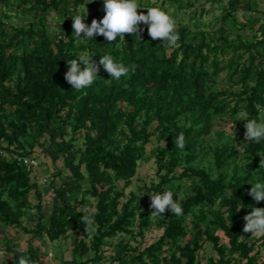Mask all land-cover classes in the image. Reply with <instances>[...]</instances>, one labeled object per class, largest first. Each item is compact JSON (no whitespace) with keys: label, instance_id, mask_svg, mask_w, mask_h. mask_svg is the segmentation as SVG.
Listing matches in <instances>:
<instances>
[{"label":"trees","instance_id":"obj_1","mask_svg":"<svg viewBox=\"0 0 264 264\" xmlns=\"http://www.w3.org/2000/svg\"><path fill=\"white\" fill-rule=\"evenodd\" d=\"M17 1L19 7L25 6L23 9L33 16L50 8L60 12L59 5L76 10L85 2ZM229 8L254 11L248 2L239 0H230ZM69 27L66 22L61 25L64 30ZM178 33L177 47L167 54L163 41H154L148 35L147 26L143 28L142 40L124 34V39L118 36L108 43L103 36L76 41L68 32L62 31L52 39L43 26L35 23L13 28L8 33L0 21V140L6 143L8 153L30 156L31 151L41 145L40 139L48 135L53 142L46 151L52 161L65 155L64 165L74 181L56 190L57 202L47 223L42 222L45 217L40 214L28 233L35 238L45 235L56 241L68 232H75V251L80 256L93 252V257L73 264L101 263L104 256L100 249L104 239L118 232H128L126 225L132 219L133 211L130 201L120 203L122 192L116 189L115 181H124L126 185L131 182L144 155L143 148L154 134L158 133L166 142V146L156 153L158 170L165 171L162 177L165 182L179 165L196 162L204 141L214 130L213 116L231 110L247 112L249 119L264 118V56L259 53L264 39H233L221 29L218 41L211 39L208 42L204 33H191L183 26ZM106 54L125 66L136 65L135 70L118 81H108L110 75L100 66L97 81L80 91L72 89L65 81L69 60L80 55H93L91 59L99 64L101 56ZM228 54H231L228 61L220 59ZM244 54L248 55V65L240 63ZM223 71H227L230 78L236 77L234 82L240 86L233 105L227 100L225 90L214 88L216 78ZM67 126L77 132L86 131L83 150L74 151L69 142L62 140L67 134ZM181 132L186 138L183 151L174 144V137ZM56 138L62 141H56ZM247 142L246 149L259 166V151H264V140ZM226 152V148L216 149L214 156L218 168L224 166ZM82 165L86 175L81 172ZM190 169L193 175L200 177V186L194 195L180 202L179 190L168 189L182 205L184 214L177 217L166 210L168 223L159 240L132 255L130 261L120 259V264L145 259L150 264H197L199 235L203 232L198 231L181 243L187 235L184 220L191 215L192 229L197 230L207 218L203 207L216 205L217 209L211 212L212 222L224 233L228 251L246 260L243 264L256 263V256L250 255L251 247L240 240L244 234L243 217L252 206L264 207V201L257 203L247 195L251 188L249 178L235 169L226 183L225 173L211 179L195 168ZM30 174L31 170L18 160L0 156V214L6 224H18L24 215L32 188ZM82 181L87 183L86 187ZM164 191L166 189L162 187L160 193ZM80 192L96 202L95 211L89 213L94 214L95 220V231L91 233L85 232L81 221L84 214L75 206L79 203ZM199 206L201 211L193 213ZM204 234L224 261L226 248L220 245V237L209 231ZM89 238L91 241H87ZM167 245L177 252L161 260L157 252ZM28 256L39 264L31 251Z\"/></svg>","mask_w":264,"mask_h":264},{"label":"rangeland","instance_id":"obj_2","mask_svg":"<svg viewBox=\"0 0 264 264\" xmlns=\"http://www.w3.org/2000/svg\"><path fill=\"white\" fill-rule=\"evenodd\" d=\"M229 1L139 0V3L145 7H160L176 21L177 31L183 26L191 33H204L208 42L211 39H215L217 42L221 29L225 31V35H229L233 39L238 37L246 41L264 39V0H239L250 4L254 11L249 12L243 9L233 10L229 8ZM24 7L22 5L19 7L17 0L0 1V21L4 23L6 32L9 33L13 28L28 27L30 23H35L43 26L52 39L58 37L62 31L63 33L68 32L76 41H81L73 36L71 16L79 13L85 16L84 23L91 25L93 19L100 20L105 15L103 0H85L84 4L76 10H73L72 7L66 9L63 5H59L60 12L50 8L38 16H33L31 12L24 10ZM28 8L29 6L26 5V9ZM137 11L138 14L140 12L147 14V9H138ZM64 22L70 25L69 28H65L66 30L61 29ZM140 27L143 29L146 25L141 23ZM177 45L165 47L166 53L170 54ZM259 53L264 56V46L259 48ZM230 57L231 54L222 55L220 59L226 62ZM247 57L248 55L244 54L243 59L240 60L241 65H248ZM235 79L236 77L230 78L228 72L223 71L216 78L214 86L216 90L226 91L227 100L231 101L232 105L236 99L234 95L240 91V86L234 82ZM120 106L122 107L123 104ZM241 112L228 110L223 114L213 116L214 130L204 141L203 151L199 154L196 162L190 165H179L165 182L162 181L165 171L158 170L156 153L166 146V142L158 133L150 138V142L143 148L144 155L138 162L136 174L131 182L126 185L124 181H115L116 189L122 192L120 203L124 204L130 201L133 217L126 225L128 232H118L114 236L104 239V245L100 249L104 260L99 264H120V259L130 261L132 255L159 240L168 223V216L164 213L163 216L156 219L149 217L151 209L149 208L150 197L148 194L160 193V189L165 187L166 190L178 189L180 202L185 197L194 195L200 186V177L198 174L193 175L190 167L204 173L211 179L217 178L220 173H225L227 175L226 183L235 169L238 170L239 174L247 176L250 183L264 182V167L256 165L252 155L246 149L248 142L244 139L245 121L241 120L239 115ZM66 131L67 134L62 140L69 142L74 151L83 150L86 131L77 132L69 126L66 127ZM62 140L56 138V141ZM52 142L51 137L46 135L40 139L42 146H36L30 153V156L37 162V167L31 170L29 184L32 188L28 193L24 215L19 219L20 223L6 224L0 214V264H18L19 256L21 254L28 256V251L35 255L39 264H73L93 257V252L80 256L75 251V232L73 231L56 241L49 240L45 235L41 238H35L32 233H28L29 229L35 226L40 214L45 217L42 222L47 223L53 205L57 202L56 190L62 185L74 181L70 171L64 165L65 155H61L56 161H52L49 157L46 150L50 148ZM6 147V143L0 140V149L7 152ZM220 148L227 149L225 164L222 168L217 167L214 156L216 149ZM259 156L264 159V151H259ZM10 157L12 158V156ZM78 159L77 157L74 160L75 164L78 163ZM80 169L86 175L84 165ZM81 184L86 187L87 183L82 181ZM82 193L78 194L79 203L75 206L77 210L87 215L95 211L96 202L94 198ZM4 197L8 199L7 194ZM201 209L199 206L193 209V213H198ZM214 209H217V205L203 207L207 218L197 230L192 229V216L186 217L184 224L187 235L181 240V243L186 242L198 231H202L203 234L199 235L200 249L196 253L197 264H211V262L213 264L245 263L246 260H242L238 254H231L228 251V241L224 233L212 222L211 212ZM204 231H209L220 237V245L226 248L224 261L220 260V256L207 239ZM240 240L251 247L250 255L256 256L255 264L264 263L262 238H254L251 237V233H244ZM87 241H91V238ZM174 252L177 250L170 249L167 245L163 246L157 255L161 260H164V258L168 259ZM132 264H150V262L145 259L143 262L137 261Z\"/></svg>","mask_w":264,"mask_h":264},{"label":"clouds","instance_id":"obj_3","mask_svg":"<svg viewBox=\"0 0 264 264\" xmlns=\"http://www.w3.org/2000/svg\"><path fill=\"white\" fill-rule=\"evenodd\" d=\"M138 9H147V14ZM102 19H93L91 25L84 23L85 16L77 13L72 15L73 36L79 40H93L95 36H103L105 41L112 43L118 36L124 39V34L142 40L143 29L141 23L147 26L148 35L154 41H163L164 47L177 45L180 36L176 21L160 7H145L139 0H103ZM83 34V38H81ZM93 55H80L76 59L69 60L68 70L64 74L65 81L72 89L80 91L91 87L98 78L100 66L110 75L111 80H119L126 76L129 71H134L136 65L125 66L122 62L115 61L110 54L101 56L99 64L91 59ZM84 65L81 68V65ZM244 123V139L249 142L260 143L264 140V118L249 119L247 112L239 113ZM175 148L183 151L186 147L185 135L181 132L174 137ZM260 157V156H259ZM259 167H264V159L260 158ZM249 195L255 202L264 201V182L257 181L250 183ZM151 209L150 218L156 219L169 210L172 215L180 217L184 214L182 205L174 199L170 190L163 193H150ZM240 210V209H239ZM245 221L243 232L251 233V237L264 238V207H251V211L243 217ZM86 233L95 231L94 214H87L81 217ZM18 264H36L30 257L21 254Z\"/></svg>","mask_w":264,"mask_h":264},{"label":"built area","instance_id":"obj_4","mask_svg":"<svg viewBox=\"0 0 264 264\" xmlns=\"http://www.w3.org/2000/svg\"><path fill=\"white\" fill-rule=\"evenodd\" d=\"M12 156L13 159L18 160L20 163H22L28 170H34L37 167V162L32 156H18L16 154H11L3 149H0V156H3L5 158H10Z\"/></svg>","mask_w":264,"mask_h":264}]
</instances>
